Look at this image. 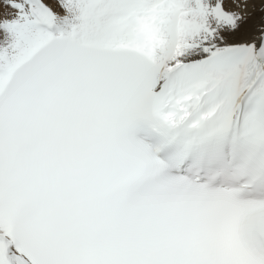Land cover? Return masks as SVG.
Segmentation results:
<instances>
[{
    "label": "snow or ice",
    "instance_id": "obj_1",
    "mask_svg": "<svg viewBox=\"0 0 264 264\" xmlns=\"http://www.w3.org/2000/svg\"><path fill=\"white\" fill-rule=\"evenodd\" d=\"M0 264H264V0H0Z\"/></svg>",
    "mask_w": 264,
    "mask_h": 264
}]
</instances>
